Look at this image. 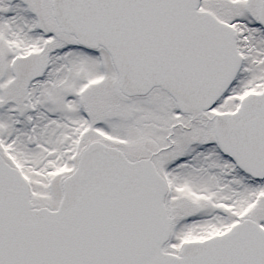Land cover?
Wrapping results in <instances>:
<instances>
[{
    "label": "snow or ice",
    "instance_id": "1",
    "mask_svg": "<svg viewBox=\"0 0 264 264\" xmlns=\"http://www.w3.org/2000/svg\"><path fill=\"white\" fill-rule=\"evenodd\" d=\"M0 264H264V0H0Z\"/></svg>",
    "mask_w": 264,
    "mask_h": 264
}]
</instances>
